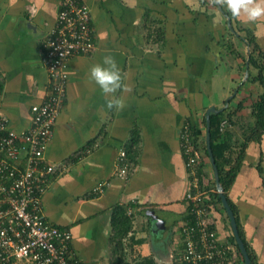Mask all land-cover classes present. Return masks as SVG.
Instances as JSON below:
<instances>
[{
	"label": "crops",
	"instance_id": "crops-1",
	"mask_svg": "<svg viewBox=\"0 0 264 264\" xmlns=\"http://www.w3.org/2000/svg\"><path fill=\"white\" fill-rule=\"evenodd\" d=\"M80 1L90 8L95 46L68 62L64 106L45 152L49 162L63 161L66 168L42 196L45 218L70 230L72 254L87 264L146 258L172 264L189 208L179 130L185 123L196 126L203 148L201 181L215 186L204 154L205 113L211 106L230 113L235 142L244 140L254 120L252 102L262 91L252 80L257 68L249 60L253 48L264 53V18L233 19L208 0ZM57 10L58 0H0V115L14 130H27L32 107L48 91L41 42ZM108 55L131 88L115 94L125 101L120 111L108 109L107 98L89 80L90 68ZM122 149L132 162L125 179L116 171ZM98 183H105L101 193L94 191ZM204 188L212 195L217 191ZM227 197L254 264H264V132L259 141L247 142ZM117 206L131 220L128 232L113 222ZM208 209L218 239L233 246L222 203ZM233 252L232 264H244L241 251L233 246Z\"/></svg>",
	"mask_w": 264,
	"mask_h": 264
},
{
	"label": "built area",
	"instance_id": "built-area-1",
	"mask_svg": "<svg viewBox=\"0 0 264 264\" xmlns=\"http://www.w3.org/2000/svg\"><path fill=\"white\" fill-rule=\"evenodd\" d=\"M95 46L91 12L80 0H58L56 21L41 42L42 63L49 88L43 101L32 107L27 130L9 127L0 115V264H87L72 254L69 229L51 224L43 212L42 196L51 178L66 168L63 161L49 162L45 152L64 106L68 62ZM228 124L222 120L221 127ZM189 187L188 219L180 226L182 241L178 264H232L233 246L221 242L206 202L210 189L201 185L200 154L190 136V124L179 130ZM132 166L127 152H119L117 176L125 179ZM105 183L94 191L101 193Z\"/></svg>",
	"mask_w": 264,
	"mask_h": 264
},
{
	"label": "trees",
	"instance_id": "trees-1",
	"mask_svg": "<svg viewBox=\"0 0 264 264\" xmlns=\"http://www.w3.org/2000/svg\"><path fill=\"white\" fill-rule=\"evenodd\" d=\"M249 42L251 41L249 40ZM249 62L257 68V73L252 78V80L259 83V85L262 87V91L257 95L255 100L252 102L251 115L254 120L250 126L246 127L244 140H242L241 142H235L234 134L229 129V124L233 123L230 113L224 114V111H220L217 113L210 114V146H211L212 154L215 159L219 181L223 187L224 194L226 197H227L228 188L232 184L233 179L238 171L239 165L241 163V158L244 154L247 142L249 140L259 141L264 132V53L260 50L254 52V48H253L250 53ZM240 106L241 105H238L237 109ZM224 119L228 121V124L225 127H221V122ZM190 136L195 149L197 151L200 150L202 148L200 146L201 137L198 131H196L195 125L193 126L190 125ZM204 154L207 155L206 148H204ZM203 165L204 164L200 159V162L198 164V171L201 175L205 176L204 171L202 170ZM201 185L207 188H210L211 186L215 188L213 183H211V185L204 184V180L201 181ZM206 202L208 207L210 204L211 205L215 204V202L221 203V198L219 197L218 192L215 191L213 195L212 193H209ZM228 202L233 212L235 213L234 206L229 200ZM114 214L115 216L113 217V222L115 221L117 223H120L119 229L121 231L124 230V232H128L131 229V220L125 214L123 207L117 206L114 211ZM122 224L125 225V228H122ZM239 235L241 236L240 229H239ZM232 239L237 249V252L240 253L236 240L234 239V237ZM245 247L250 257L251 264H254V258L252 254L249 252L246 244ZM134 264H156V263L151 258H146L137 261ZM172 264H178V262L175 261Z\"/></svg>",
	"mask_w": 264,
	"mask_h": 264
},
{
	"label": "clouds",
	"instance_id": "clouds-1",
	"mask_svg": "<svg viewBox=\"0 0 264 264\" xmlns=\"http://www.w3.org/2000/svg\"><path fill=\"white\" fill-rule=\"evenodd\" d=\"M213 7L225 8L231 18L255 23L264 18V0H208ZM89 80L94 82L107 98L108 109L123 110V97H116L118 91L130 92L131 88L123 83L121 71L114 57L108 55L103 62L93 65L89 70Z\"/></svg>",
	"mask_w": 264,
	"mask_h": 264
},
{
	"label": "water",
	"instance_id": "water-1",
	"mask_svg": "<svg viewBox=\"0 0 264 264\" xmlns=\"http://www.w3.org/2000/svg\"><path fill=\"white\" fill-rule=\"evenodd\" d=\"M229 22V20H228ZM230 25V22L228 23ZM218 110L215 107H209L206 110L205 113V123H206V148H207V152H208V156H209V160L210 163L212 165V169H213V173H214V178H215V186L218 192L219 197L221 198V203L223 205V208L225 209L227 216L229 217V221H230V226L234 235V238L236 240V243L239 247V250L241 251V254L243 256L244 259V264H251V260L250 257L248 255L247 249L245 247V244L241 238V236L239 235V228L237 225V221H236V217L235 214L227 200V197L224 194V190L223 187L219 181V177H218V171H217V167L215 164V159L214 156L212 154V150H211V146H210V114L212 112H217Z\"/></svg>",
	"mask_w": 264,
	"mask_h": 264
},
{
	"label": "rangeland",
	"instance_id": "rangeland-1",
	"mask_svg": "<svg viewBox=\"0 0 264 264\" xmlns=\"http://www.w3.org/2000/svg\"><path fill=\"white\" fill-rule=\"evenodd\" d=\"M186 38H187V37H186ZM224 64H225V61H224ZM216 66H217V68H218V70H219L220 72L224 69V66L221 64L220 61L217 62ZM214 71H215V70H214ZM233 246H235L234 243H233ZM176 258H177V256H176V257L174 256V259L178 262V260H177ZM171 263H173V260L171 261Z\"/></svg>",
	"mask_w": 264,
	"mask_h": 264
}]
</instances>
